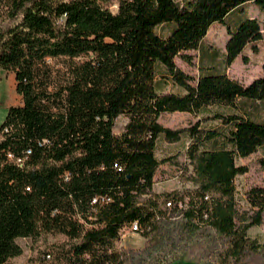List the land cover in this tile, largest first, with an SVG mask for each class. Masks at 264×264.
<instances>
[{
	"label": "trees",
	"instance_id": "16d2710c",
	"mask_svg": "<svg viewBox=\"0 0 264 264\" xmlns=\"http://www.w3.org/2000/svg\"><path fill=\"white\" fill-rule=\"evenodd\" d=\"M248 3L264 16V0H0V69L21 96L0 124V264L23 254L20 238H54L41 264H128L122 230L137 223L149 242L173 218L224 238L223 264H264V243L249 235L264 224V184L250 186L241 213L235 185L249 172L238 159L264 149V65L247 85L227 73L263 38L260 22L240 14ZM215 23L228 33L223 67L204 45ZM192 50L198 75L176 62L194 65ZM210 106L231 112L178 129L160 122ZM183 134L181 161L157 157L161 136ZM168 162L188 184L156 193Z\"/></svg>",
	"mask_w": 264,
	"mask_h": 264
},
{
	"label": "rangeland",
	"instance_id": "374dc122",
	"mask_svg": "<svg viewBox=\"0 0 264 264\" xmlns=\"http://www.w3.org/2000/svg\"><path fill=\"white\" fill-rule=\"evenodd\" d=\"M116 9V6L113 7ZM243 16L256 18L261 25L263 38L257 42L258 52H254L251 45L245 49L247 58L239 56L234 63L227 69L230 77L240 81L243 84H250L253 80L263 74L264 65V16L257 6L252 3L245 4L240 12ZM239 14V15H240ZM157 31L167 35L169 29L166 26H160ZM228 38L226 28L215 23L211 26L204 40L205 47L217 49L219 51L220 63L225 44ZM194 56V65H188L180 58L176 59L177 64L187 73L198 75L197 65L199 63V51L192 50ZM0 124L4 121L8 108L21 103V96L15 90V78L12 73L0 69ZM216 112H231L218 106H210L202 110L198 116L187 112L164 113L160 117V122L173 129L188 127L195 124L200 117L212 115ZM127 123L125 116L118 117L115 125V132L121 133ZM206 128L218 127L217 121L209 122L203 125ZM190 138L183 134L178 142H169L161 136L157 143L156 155L158 158H165L172 155H179L181 161L189 145ZM264 159V149L252 154L248 158L238 159V164L249 166V172L240 175L235 179L236 199L239 212L249 211L250 206L246 200V192L251 185L264 184V170L261 168L260 160ZM188 183L181 178V172L178 166L171 162L162 164L156 176L154 190L156 193L169 192ZM181 220L173 218L170 223L163 226L160 234L154 236L147 242L148 238L141 233L129 231L123 235L119 247L125 251L128 264H223L220 259V252L224 244V238L219 236L214 230L204 229L188 231L181 225ZM249 235L261 243H264V224L250 229ZM54 238L48 241L41 239L37 242L29 238H20L18 242L23 246L24 252L21 256L12 259L13 264H41L40 256L42 250L48 248ZM261 259H254L247 264H260Z\"/></svg>",
	"mask_w": 264,
	"mask_h": 264
},
{
	"label": "built area",
	"instance_id": "2783aa9c",
	"mask_svg": "<svg viewBox=\"0 0 264 264\" xmlns=\"http://www.w3.org/2000/svg\"><path fill=\"white\" fill-rule=\"evenodd\" d=\"M168 205H171V204L168 203ZM127 230H129V231H134V232H137V233H138V225H137V223H134V224H133L132 226H130V227H126V228H124V229L122 230V232H121V238L123 237V235H125V233L127 232ZM47 256H48L49 259L51 258V255H50V254H48Z\"/></svg>",
	"mask_w": 264,
	"mask_h": 264
}]
</instances>
